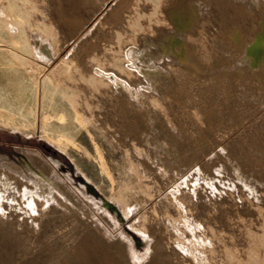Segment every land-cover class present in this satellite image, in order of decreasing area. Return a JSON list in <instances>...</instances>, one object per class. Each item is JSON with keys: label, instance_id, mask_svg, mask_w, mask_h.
I'll list each match as a JSON object with an SVG mask.
<instances>
[{"label": "rangeland", "instance_id": "obj_1", "mask_svg": "<svg viewBox=\"0 0 264 264\" xmlns=\"http://www.w3.org/2000/svg\"><path fill=\"white\" fill-rule=\"evenodd\" d=\"M56 1L0 0V264H264V65L216 63L227 47L207 25L201 33L183 34L194 46L199 71L162 57L164 64L157 63L167 69L164 89L173 93L165 98L146 80L129 93L108 76L126 81L121 69L129 47L140 51L143 37L162 39L161 30L169 27L160 10L166 0H127L130 6L123 4L118 13L119 0H60L67 13L88 17L73 34L56 13ZM201 1L200 16H231L220 0ZM238 14L233 16L241 20ZM39 33L57 49L51 61L30 50L32 43L36 50ZM20 39L23 46L15 45ZM85 64L90 71L103 67L97 91L82 80L87 103L81 109L88 120L74 118L66 100L77 81L69 74L84 71ZM31 65L42 68L35 82L27 72ZM62 127L67 130L60 135ZM25 150L37 152L42 168ZM126 238L130 246L119 249Z\"/></svg>", "mask_w": 264, "mask_h": 264}, {"label": "bare ground", "instance_id": "obj_2", "mask_svg": "<svg viewBox=\"0 0 264 264\" xmlns=\"http://www.w3.org/2000/svg\"><path fill=\"white\" fill-rule=\"evenodd\" d=\"M84 1H87V3L89 4H91V3H96L97 1L96 0H84ZM127 0H119V4H118V6H116V8H114V11H113V13L114 12H116V13H118L119 11H120V9H122V5L123 4H128L129 6H130V1H128V2H126ZM200 1L201 0H166V2L165 3H163L162 4V6H163V8H160V10L161 9H163L162 10V12L164 11V13H165V18H166V21L168 22V24H169V27L167 28V29H162L161 30V32H160V35L162 36V39H160V40H157V41H150V40H148L147 38H144L143 37V40H144V47L140 50V51H135V50H137L136 48H135V50L133 49V45H132V47H129L130 49L128 50V51H126L127 52V54H126V56L129 58V61H128V64H126V66L125 67H122V64H120L118 67H122V72H124V74L126 73L128 76H126L127 77V79H126V81H123V80H120L118 77H116V76H114L113 74L112 75H107L106 73H104L103 72V74H104V76H105V74H106V76H108V77H110V76H112L111 77V80L114 82L113 84H115L116 83V85H118L119 86V88H118V86H116L118 89H120V90H127V91H129V93L131 92V93H135V91H134V88H135V86L136 85H138V84H142L143 85V83H141V80H146V83H148V84H146V85H148V86H150V87H152V88H155V89H157V88H162L163 90H162V95H164V97L166 98L167 96H168V94L169 93H173V92H171L170 90H165L164 88H166V85H165V83H164V81H163V77L165 76V75H167L168 73L166 72V70H163V66L162 67H160V65H159V63H157L158 62V60L159 61H161V58L162 57H169L170 55H171V57H169L168 59H169V61H172V62H178L182 67H186V68H189V69H191V71L193 70L194 72L195 71H199V66H198V64L196 63V59L193 57L194 56V46H192V45H190V44H188L184 39H183V34L185 33V32H191V33H193V32H200L201 33V31H204V29H205V26H207V25H210V27L211 26H213L215 29H216V32H217V34H216V36H215V38H217V37H219V39L221 40V41H223V44H225L226 45V47H227V50H225L226 52H224L225 54H223L221 57H219V58H216L215 59V62L216 63H218V64H226V63H230V61H232L233 59H235V60H237V59H239L244 65H246V64H249L250 66L251 65H253L254 67H256V68H258L259 69V67L261 66V65H264V0H220V2H221V4L225 7V9L226 8H228L229 9V11L231 12V16H229V13H227L226 11H224V13H227L226 15H228L229 17H224V18H222L221 17V19H220V17H219V19L220 20H216V18H215V16L214 15H212V17L210 18V17H208V18H204L203 16H200V14H199V8H200ZM162 2V1H161ZM201 2H203V1H201ZM100 3V2H99ZM41 4V3H40ZM205 5V4H204ZM144 6V5H143ZM41 7V6H40ZM123 7H125V6H123ZM128 7V6H127ZM204 7H206V6H204ZM44 8V7H43ZM202 8V7H201ZM41 9V8H40ZM45 9V8H44ZM222 9V8H221ZM43 10V9H42ZM113 10V9H112ZM220 10V9H219ZM224 10V9H223ZM55 11H56V13L58 14V16H63L64 17V22L65 23H67L68 25H69V27L71 28L70 29V33L71 34H73V31H71L72 30V28H74V27H77L78 29H79V27L80 26H82L87 20H88V17H83L82 15L80 16L79 14H77V13H73V12H69V13H67V9H66V7L63 5V3L60 1V0H57L56 1V3H55ZM142 11V10H141ZM75 12V11H74ZM112 12V11H111ZM221 12H223L222 10H221ZM220 12V13H221ZM237 13V15H239L238 13H240L241 15H242V18H241V20H236V18H234V14H236ZM1 14V13H0ZM162 14V13H161ZM205 14V13H204ZM222 15H223V13H221ZM119 16V15H118ZM232 17L234 18V19H232ZM240 17V16H239ZM238 17V18H239ZM61 18V17H60ZM218 19V18H217ZM63 20V19H62ZM163 20V19H162ZM88 22V21H87ZM163 22V21H162ZM164 24V23H163ZM167 24V23H166ZM157 25H159V24H157ZM164 26V25H163ZM49 29V28H48ZM155 29V28H154ZM13 30V29H12ZM54 30V29H53ZM48 32H50L49 30H47ZM76 31H77V29H76ZM53 32V31H52ZM54 32H55V30H54ZM41 33V32H40ZM40 33H39V39H33V42L34 41H36V50L34 49V44L32 43V44H30V50H31V52H32V54H33V52L35 53V54H37V55H39L40 57H43V58H45L47 61H51V60H53V58L55 57V54H56V50L57 49H54V48H51L50 47V45L48 44V43H46V37L44 36V35H40ZM145 33V32H144ZM146 36H147V34H145ZM199 35V34H198ZM141 35H139L138 37H140ZM137 37V36H136ZM151 37V36H150ZM155 37V36H154ZM159 37V36H158ZM186 38V37H185ZM192 38V37H191ZM199 39V38H198ZM153 40V39H152ZM188 40V39H187ZM90 41V40H89ZM138 41H140V40H138ZM13 42H14V44L15 45H22L23 46V44L25 43V41L24 40H13ZM190 42H191V40H190ZM194 42V41H193ZM142 43V42H141ZM152 44V45H154V46H156L157 47V50H155V52L154 51H151V50H149V48L147 47V44ZM195 43H197V42H195ZM133 44V43H132ZM140 44V43H139ZM124 45V44H123ZM140 45H142V44H140ZM197 45V44H196ZM128 47V46H127ZM137 47V46H136ZM140 47V46H139ZM141 48V47H140ZM88 49V48H87ZM122 49V48H121ZM120 49V50H121ZM124 49V48H123ZM126 50H127V48H125ZM124 49V50H125ZM155 49V48H154ZM223 49V48H222ZM123 51V50H122ZM196 51V50H195ZM200 51V50H199ZM125 52V51H124ZM125 52V53H126ZM197 53V52H196ZM117 54V53H116ZM122 54V53H121ZM104 55V54H103ZM110 55V54H109ZM113 55V54H112ZM198 55V54H197ZM100 56H102L101 54H100ZM107 56V55H106ZM106 56L104 57V58H106ZM126 57V58H127ZM93 60H96V61H98V60H100V58H99V56H98V54H93L92 55V57H91ZM111 58V57H110ZM109 58V59H110ZM123 58L124 57H122V59L121 60H123ZM91 59V60H92ZM112 59V58H111ZM14 60V59H13ZM66 60V59H65ZM88 60H90V59H88ZM92 60V61H93ZM114 60V59H113ZM119 60V59H118ZM167 60V59H166ZM165 60V61H166ZM198 60V59H197ZM95 61V62H96ZM107 61V60H106ZM110 61V60H109ZM120 61V60H119ZM202 61V60H201ZM234 61V60H233ZM31 62V61H30ZM88 62V61H87ZM162 62V61H161ZM90 63V62H89ZM92 63V62H91ZM94 63V62H93ZM107 63H109L108 61H107ZM121 63V62H120ZM234 63H236V62H234ZM113 64V63H112ZM162 64H164L163 62H162ZM201 64H203V63H201ZM172 65V64H171ZM240 66H241V64H239ZM244 65H242V66H244ZM95 66H97L98 67V65H95ZM103 66V65H102ZM104 66H106V64L104 65ZM165 66V65H164ZM181 66H178V69L181 67ZM232 66V65H231ZM239 66V67H240ZM241 66V67H242ZM24 67V66H23ZM76 67H77V64H76ZM84 67H85V69H83L84 71H82V70H76L73 74H69V78L71 79V78H73V80L74 79H76L77 81L75 82V80H74V82H75V84H76V89H74L73 91H72V93L69 95V96H66V100H67V103H68V106H69V108L72 110V112H73V114H74V118H83V115H86V116H84L85 117V119L86 120H88V114H86L85 112H83L82 111V106L84 105V106H86V103H87V100H86V98L84 97V95H83V93H81V92H83V91H85V87H84V85H83V83H82V80H86L88 83H89V85H90V88L93 86V92H94V90H96L97 88H98V86L100 85V83L102 84L103 83V80L101 79L102 78V76H99L101 73H102V68H101V70L99 69V68H96V69H92V70H94V71H90V67H89V65H84ZM89 67V68H88ZM101 67V66H100ZM167 67V66H166ZM181 67V68H182ZM240 67V68H241ZM74 68V67H73ZM72 68V69H73ZM93 68H95V67H93ZM234 67H232V69H233ZM239 68V69H240ZM253 68V67H252ZM89 69V70H88ZM168 69H169V67H168ZM172 69V68H171ZM231 69V68H230ZM242 69V68H241ZM240 69V70H241ZM244 69H245V67H244ZM249 69V68H248ZM247 69V70H248ZM71 70V69H70ZM69 70V71H70ZM185 69L183 68V71H184ZM225 70H227V68H225ZM229 70V69H228ZM234 70V69H233ZM256 70V69H255ZM54 71V70H53ZM53 71H52V73H53ZM205 71V70H204ZM244 71V70H243ZM257 71V70H256ZM27 72L33 77V79H34V82H35V78H37V77H39L40 75V73L42 74V68L41 67H39V66H36V65H31V66H29L28 68H27ZM113 72V71H112ZM115 72V71H114ZM121 71L119 70V73H120ZM175 72V71H174ZM173 72V73H174ZM187 72V71H186ZM249 72H250V69H249ZM52 73H49L50 75L52 74ZM170 73V72H169ZM180 73H184V72H180ZM251 73V72H250ZM249 73V74H250ZM102 74V75H103ZM110 74H111V72H110ZM116 74V73H115ZM118 74V73H117ZM233 74V73H232ZM45 75V74H44ZM56 75V74H55ZM121 75V74H120ZM103 76V77H104ZM170 76V75H169ZM171 76H172V74H171ZM174 76V75H173ZM190 76V75H189ZM49 77H51V76H49ZM57 77V76H56ZM168 77V76H167ZM201 77V76H200ZM52 78V77H51ZM59 78V77H58ZM122 78H124L123 76H122ZM172 78V77H171ZM170 78V79H171ZM53 79V78H52ZM52 79H51V81H52ZM65 79V78H64ZM170 79H168V80H170ZM109 80V79H108ZM38 81V80H37ZM53 81H55L54 79H53ZM59 81V80H58ZM70 81V80H69ZM71 81H72V79H71ZM107 81V80H106ZM171 81H173L172 79H171ZM56 82V81H55ZM66 82H67V80H66ZM169 82V81H168ZM69 83V82H68ZM85 83V82H84ZM167 83V82H166ZM170 83V82H169ZM64 84H65V82H64ZM73 84V83H72ZM171 84V83H170ZM172 84H174V83H172ZM182 84V83H181ZM38 85V84H37ZM79 85H81L82 86V91H81V89H79L78 88V86ZM88 85V84H87ZM105 85V84H104ZM73 86V85H72ZM114 86V85H113ZM140 86V85H139ZM148 86H147V88H146V90L147 89H150V88H148ZM171 86V85H170ZM179 86V85H178ZM177 86V87H178ZM95 87H96V89H95ZM102 87V86H101ZM137 87V86H136ZM167 87H168V85H167ZM70 89H71V87H69ZM68 88V89H69ZM100 88V87H99ZM103 88H104V86H103ZM114 88V87H113ZM141 88H142V86H141ZM173 87H171V89H172ZM185 88V87H184ZM66 89V88H65ZM145 89V88H144ZM170 89V88H169ZM174 89V88H173ZM183 89V88H182ZM72 90V89H71ZM100 90V89H99ZM106 90V89H105ZM115 90V89H114ZM117 90V89H116ZM137 90V89H136ZM141 90V89H140ZM145 90V91H146ZM97 91V90H96ZM100 91H102V90H100ZM126 91V92H127ZM138 91V90H137ZM144 91V90H143ZM151 91V90H150ZM157 91V90H156ZM161 91V90H160ZM168 91H170V92H168ZM65 92H66V90H65ZM108 92H110V91H108ZM176 92V91H175ZM82 95H81V94ZM118 93V92H117ZM124 93V92H123ZM137 93V92H136ZM146 93H149V92H146ZM146 93H143V94H146ZM155 93V92H154ZM182 93V92H181ZM110 94V93H109ZM115 94V93H114ZM114 94H112V95H114ZM150 94V93H149ZM153 94V93H152ZM184 94V93H183ZM62 95V94H61ZM118 95V94H117ZM122 95H124V94H122ZM129 95V94H128ZM127 95V96H128ZM134 95V94H133ZM154 95V94H153ZM160 95V94H159ZM107 96H109V95H107ZM132 96V95H131ZM137 96V95H136ZM136 96H134V98L136 97ZM150 96V95H149ZM148 96V97H149ZM110 97V96H109ZM113 97V96H112ZM133 97V96H132ZM144 97V96H143ZM150 97H153V96H150ZM64 98V97H63ZM138 98H140V97H138ZM142 98V97H141ZM145 98H147V97H145ZM117 99V98H116ZM144 99V98H143ZM120 100V99H119ZM118 100V101H119ZM139 100V99H138ZM149 100V99H148ZM151 100V99H150ZM149 100V101H150ZM120 101H123V100H120ZM161 102V101H160ZM177 102V101H176ZM123 103H125V102H123ZM149 103H151V101L149 102ZM143 104V103H142ZM147 104V103H146ZM150 105H152V104H150ZM46 106H50L51 107V104L50 103H48ZM143 106V105H142ZM145 106V105H144ZM144 106H143V108H144ZM149 106V105H148ZM145 108H147L146 106H145ZM149 108V107H148ZM147 108V109H148ZM155 108V107H154ZM142 111V110H141ZM153 111H154V109H153ZM152 112V111H151ZM151 112H150V114H151ZM145 113H148V112H145ZM140 114V113H139ZM142 114V113H141ZM144 114V113H143ZM154 114V113H153ZM147 115H149V114H147ZM63 116H64V114L63 115H59V119L61 120V119H63ZM48 117H49V115L48 114H44L43 115V121H44V124L46 123V120L48 119ZM51 117V116H50ZM87 117V118H86ZM159 118V117H158ZM147 119V118H146ZM153 119V118H152ZM228 119V118H227ZM83 120H84V118H83ZM144 120V119H143ZM154 120H156V119H154ZM158 120V119H157ZM156 120V121H157ZM76 121V120H75ZM81 121V120H80ZM162 122V121H161ZM181 122V121H180ZM154 123V122H153ZM146 124H148V123H146ZM145 124V125H146ZM157 124V123H156ZM161 124H163V123H161ZM195 124V123H194ZM160 125V124H159ZM196 125V124H195ZM181 128V127H180ZM163 129V128H162ZM65 130H67L65 127H62L61 129H60V135H63L62 133L65 131ZM158 130V129H157ZM161 130V129H160ZM156 131V130H155ZM163 131V130H162ZM158 132H159V130H158ZM201 132V131H200ZM183 133V132H182ZM181 133V134H182ZM155 134H156V132H155ZM201 134V133H200ZM199 136V135H198ZM147 137H149V136H147ZM61 139V138H60ZM64 139V138H63ZM142 140V139H141ZM120 141V140H119ZM175 141V140H174ZM196 141V140H195ZM123 143V142H122ZM139 143V142H138ZM177 143V142H176ZM184 143V142H183ZM59 144V143H58ZM189 144V143H188ZM260 145V144H259ZM134 148V147H133ZM19 149V148H18ZM17 149V150H18ZM159 149V148H158ZM201 149V148H200ZM181 150V149H180ZM199 150V149H198ZM21 151V150H20ZM36 151V150H35ZM173 151V150H172ZM201 151V150H200ZM258 151V150H257ZM23 152H25V153H29L30 154V156L32 155L33 156V158H34V162H36V163H40V164H37V165H40L39 167L40 168H42L41 167V158H39V155L37 154V152H28V151H23ZM188 152V151H187ZM171 153V152H170ZM28 154V155H29ZM178 154L180 155V154H182L181 156H184V151L183 150H181V151H178ZM189 154V153H188ZM101 155V154H100ZM179 155H176L175 154V158H176V160H179ZM27 157V156H26ZM232 158V157H231ZM23 159V158H22ZM102 159V158H101ZM100 160V159H99ZM161 160V159H160ZM168 160V159H167ZM172 160V159H171ZM174 160V159H173ZM194 160V159H193ZM23 161V160H22ZM176 163H178V162H176ZM1 164H4V163H1ZM102 165L104 164V163H101ZM183 164V163H182ZM218 164V163H217ZM5 165H7L6 163H5ZM36 165V164H35ZM37 165H36V167L35 168H37ZM173 165V164H172ZM228 165V164H227ZM10 166V165H9ZM33 166V165H32ZM28 167V166H27ZM46 167V166H45ZM103 167H105V166H103ZM177 168V167H176ZM45 169V168H44ZM48 169V168H47ZM46 169V172L48 171V173H49V170H47ZM7 169H5V171H6ZM40 170V169H39ZM42 170V169H41ZM1 171V170H0ZM8 171V170H7ZM6 171V172H7ZM16 171V170H15ZM44 171V170H43ZM5 172V173H6ZM9 172H10V170H9ZM12 172V171H11ZM14 172V171H13ZM5 173H3V175L5 174ZM50 173H51V171H50ZM7 174V173H6ZM19 174V173H18ZM30 174V173H29ZM33 174V173H32ZM36 174V173H35ZM13 175H14V173H13ZM45 175V174H44ZM53 175V174H52ZM51 175V177L53 178L54 176H52ZM55 175V174H54ZM217 175V174H216ZM0 176H1V174H0ZM9 176V175H8ZM11 176V175H10ZM31 176V175H30ZM210 176V175H209ZM4 177V176H3ZM34 177H36V176H34ZM40 177V176H39ZM48 177H50V174H49V176ZM6 178H8V177H6ZM5 178V179H6ZM19 178V177H18ZM32 179H33V176L31 177ZM37 178H38V176H37ZM43 178V177H42ZM55 178V177H54ZM57 178V177H56ZM224 178V177H223ZM226 178V177H225ZM234 178V177H233ZM2 179V178H1ZM8 179H10V178H8ZM22 179H24V178H22ZM51 179V178H50ZM2 180H4V179H2ZM2 180H0V182L2 181ZM13 180L15 181V179H12V182H13ZM258 180V179H257ZM8 181V180H7ZM16 181H17V179H16ZM19 181V180H18ZM27 181V180H26ZM34 181H35V179H34ZM37 181H39L38 179H37ZM41 181V180H40ZM53 181V180H52ZM239 181V180H238ZM9 182H10V180L8 181V185H9ZM20 182H22V181H20ZM28 182V181H27ZM31 182V181H30ZM36 182V181H35ZM54 182V181H53ZM215 182V181H214ZM3 183V182H2ZM11 183V182H10ZM26 183V182H25ZM25 183H23V184H25ZM41 183V182H40ZM55 183L56 184H58L59 185V188L61 187V189L63 190H65L66 191V189H68V188H66L65 189V186L64 185H62L61 183H59V181H57L56 179H55ZM12 185L14 184L15 185V183H11ZM32 184V183H31ZM192 184V183H191ZM7 185V184H6ZM18 185H19V182H18ZM21 185V184H20ZM29 185V184H28ZM27 185V186H28ZM219 185V184H218ZM1 186V188L4 186H2V185H0ZM10 186V185H9ZM23 186H25V185H23ZM33 186V184L31 185V186H29V188L30 187H32ZM40 186H42V184L40 185ZM46 186V185H45ZM45 186H44V188H45ZM56 186V185H55ZM10 187H12V186H10ZM10 187H8V188H10ZM26 187V186H25ZM34 187V186H33ZM52 187V186H51ZM200 187V186H199ZM7 188V187H6ZM14 188V187H13ZM18 188V187H17ZM48 188V187H47ZM46 188V189H47ZM57 188V187H56ZM22 189H24V188H22ZM33 189V188H32ZM60 189V190H61ZM2 190H4L3 188H2ZM9 190V189H8ZM15 190V189H14ZM25 190H26V188H25ZM31 190V189H30ZM35 190V189H34ZM36 190H38V188H36ZM42 190H44L43 189V187H42ZM48 191L50 190V188L49 189H47ZM59 190V191H60ZM221 190H222V188H221ZM5 191H6V189H5ZM5 191L3 192V193H5ZM11 191H13V189L11 190ZM11 191H8L9 193H11ZM19 191V190H18ZM17 191V192H18ZM22 191V190H21ZM51 191V190H50ZM53 191V190H52ZM65 191L63 192V193H65ZM8 192H6V193H8ZM15 192V191H14ZM17 192H15V193H17ZM24 192H26V191H24ZM28 192V191H27ZM40 192V191H39ZM45 192V191H44ZM54 192V191H53ZM62 192V191H61ZM67 192L68 191H66V194H67ZM70 192V191H69ZM18 193H20V192H18ZM35 193V192H34ZM49 193V192H48ZM47 193V194H48ZM51 193V192H50ZM55 193V192H54ZM53 193V194H54ZM62 193V194H63ZM52 194V193H51ZM51 194H49V195H51ZM52 194V195H53ZM61 194V195H62ZM65 194V195H66ZM70 194H72V193H70ZM3 195V194H2ZM6 195V194H5ZM8 195V194H7ZM14 195V194H13ZM12 195V196H13ZM18 194H16V196H17ZM20 195V194H19ZM22 195V194H21ZM27 195V194H26ZM29 195H31V194H29ZM41 195V194H40ZM55 195V194H54ZM68 195V194H67ZM66 195V196H67ZM9 196H10V194H9ZM25 196V195H24ZM23 196V197H24ZM42 196H44V195H42ZM45 196H46V194H45ZM64 196V195H63ZM71 196V195H70ZM6 197V196H5ZM14 197V196H13ZM27 197V196H26ZM53 197V196H52ZM12 197H10V200H12L11 199ZM16 198V197H15ZM46 198V200H48L49 201V199H48V197H45ZM56 198H58L57 196H56ZM60 198V197H59ZM58 198V199H59ZM72 198V197H71ZM262 198V197H261ZM1 199H3V197L1 198ZM67 199L68 198H66V200L65 201H67ZM70 199V198H69ZM25 200H26V198H25ZM56 200V199H55ZM62 200V199H61ZM71 200V199H70ZM73 200V199H72ZM71 200V201H72ZM179 200V199H178ZM4 201V200H3ZM27 201V200H26ZM40 201H41V199H40ZM44 201H45V199H44ZM51 201V200H50ZM49 201V202H50ZM69 201V200H68ZM74 201H76V200H73L72 202H74ZM263 201V200H262ZM15 202V201H14ZM47 202V201H46ZM56 202V201H55ZM57 202H59V200L57 201ZM56 202V203H57ZM70 202V201H69ZM175 202V201H174ZM16 203V202H15ZM29 203V202H28ZM53 203H54V201H53ZM60 203V202H59ZM58 203V204H59ZM62 203V202H61ZM76 203V202H75ZM176 203V202H175ZM22 204V203H21ZM51 204H52V202H51ZM57 204V205H58ZM68 204V203H67ZM80 204V203H79ZM177 204H178V202H177ZM180 204H182V203H180ZM14 205V204H13ZM23 205V204H22ZM53 205V204H52ZM70 205V204H69ZM77 205V204H76ZM82 205V204H81ZM6 206V205H5ZM28 206V205H27ZM27 206H26V208H27ZM61 206V205H60ZM8 207H10V206H8ZM13 207V206H12ZM75 207H78V206H75ZM74 207V208H75ZM178 207V206H177ZM176 207V208H177ZM16 208V207H15ZM52 208V207H51ZM74 208H72V209H74ZM25 209V208H24ZM37 209V208H36ZM67 209V208H66ZM69 209V208H68ZM67 209V210H68ZM71 208H70V210H72ZM80 209V208H79ZM82 209V208H81ZM6 210V209H5ZM32 210V209H31ZM30 210V211H31ZM64 210H65V208H64ZM64 210H61V211H64ZM69 210V211H70ZM177 210V209H176ZM182 210V209H181ZM14 211V210H13ZM18 211V210H17ZM74 211V210H73ZM83 211V212H82ZM78 210L77 212L80 214V213H82V214H85L84 213V210ZM16 212V211H15ZM32 212H33V210H32ZM73 213V212H72ZM65 214H66V212H65ZM173 214V213H172ZM25 215V214H24ZM69 215V214H68ZM72 215V214H71ZM75 215V214H74ZM75 216H77V215H75ZM82 216V215H81ZM86 217H85V219H84V221L86 222H89L88 220H87V218H88V215H85ZM176 216V215H175ZM24 217V216H23ZM90 217V216H89ZM184 217V216H183ZM44 218H47V217H44ZM43 218V219H44ZM71 218V217H70ZM81 218V217H80ZM84 217H82V219H83ZM109 218V217H108ZM180 218V217H179ZM26 219H28V218H26ZM30 219V218H29ZM74 219V218H73ZM72 219V220H73ZM168 219V218H167ZM46 220V219H45ZM89 220H90V218H89ZM170 220V219H169ZM23 222V221H22ZM25 222V221H24ZM25 224V223H24ZM88 224V223H87ZM86 224V225H87ZM170 225V224H169ZM190 225V224H189ZM33 226V225H32ZM71 226V225H70ZM165 226V225H164ZM171 226V225H170ZM67 227V226H66ZM168 227V226H167ZM200 227V226H199ZM169 228V227H168ZM174 228V227H173ZM175 229V228H174ZM167 230V229H166ZM89 231H91V230H89ZM105 231V230H104ZM175 231V230H174ZM179 232V231H178ZM169 233V232H168ZM126 235V234H125ZM93 237V236H92ZM178 237V236H177ZM207 237V236H206ZM17 239V238H16ZM180 239V238H179ZM96 240V239H95ZM121 240V239H120ZM119 240V241H120ZM126 241V243H124V244H118L117 246H118V248L119 249H126V248H128L129 246H130V240L128 239V238H126L125 239ZM93 241H94V239H93ZM106 243H107V240L105 241ZM109 242V241H108ZM110 243V242H109ZM112 243V242H111ZM115 243V242H114ZM118 242H116L115 244H117ZM263 243V242H262ZM100 247L102 246V248H103V250H108L107 249V247H106V244H104L103 242H102V238H100ZM108 244V243H107ZM187 245V244H186ZM81 247V246H80ZM77 249V248H76ZM109 249H111V247L109 248ZM188 249V248H187ZM191 249V248H190ZM85 250V249H84ZM114 250H115V248H114ZM193 250V249H192ZM121 252V251H120ZM124 251H122L121 252V254L123 253ZM160 252H161V250H160ZM74 253V252H73ZM76 254H78V252L76 253ZM124 254V253H123ZM80 255V254H79ZM79 255H77L78 257H80ZM126 255L127 254H125L124 256L126 257ZM70 256V255H69ZM85 256V255H84ZM122 256V255H121ZM132 256V255H131ZM187 256V255H186ZM185 256V257H186ZM162 257H163V255H162ZM166 257V256H165ZM183 257V256H182ZM205 257V256H204ZM68 258H70L71 259V256L70 257H68ZM85 258V257H84ZM123 258V257H122ZM164 258V257H163ZM168 258V257H167ZM191 258V257H190ZM206 258V257H205ZM66 259V258H65ZM81 259H83V257L81 258ZM127 259V258H126ZM160 259H161V257H160ZM168 259H170V258H168ZM168 259H165V260H167V262L169 261ZM200 259V258H199ZM202 259H203V257H202ZM68 260V259H67ZM84 260V259H83ZM82 260V263L83 262H85L86 260L87 261H89L88 259H85V261H83ZM207 260V259H206ZM69 261V260H68ZM86 261V262H87ZM95 261V260H94ZM121 261V260H120ZM145 261V260H144ZM161 261H163V259H161ZM199 261V260H198ZM65 262H67V261H65ZM64 262V264H66ZM207 262V261H206ZM88 263V262H87ZM117 263V262H116ZM193 263V262H192ZM201 263V262H200ZM48 264V263H47ZM86 264V263H85ZM118 264V263H117ZM161 264H163V263H161ZM167 264V263H166ZM170 264V263H169ZM186 264V263H185Z\"/></svg>", "mask_w": 264, "mask_h": 264}]
</instances>
